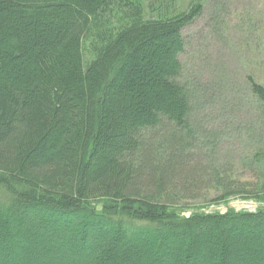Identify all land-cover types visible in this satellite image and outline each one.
Instances as JSON below:
<instances>
[{
    "label": "trees",
    "instance_id": "trees-1",
    "mask_svg": "<svg viewBox=\"0 0 264 264\" xmlns=\"http://www.w3.org/2000/svg\"><path fill=\"white\" fill-rule=\"evenodd\" d=\"M177 4L0 0V264H17L10 246L23 264H172L169 239L185 264H206L214 231L216 264H264V207L177 213L210 185L176 150L190 132L181 31L203 0ZM250 84L264 110V86ZM9 225L22 229L3 234Z\"/></svg>",
    "mask_w": 264,
    "mask_h": 264
},
{
    "label": "rangeland",
    "instance_id": "rangeland-1",
    "mask_svg": "<svg viewBox=\"0 0 264 264\" xmlns=\"http://www.w3.org/2000/svg\"><path fill=\"white\" fill-rule=\"evenodd\" d=\"M192 1L178 0L176 10L174 5L172 10L182 11ZM181 35L184 52L177 81L189 103L190 113L184 124L190 132L188 141L176 150L199 161L210 185L197 194L203 198L201 201L200 196L182 200L177 213L189 217L195 212L253 211L264 207V110L250 84L253 81L264 86V0H203L202 12L182 29ZM133 59L130 57L127 62ZM160 120L163 123L164 117L160 116ZM159 141L154 149L163 156L166 145ZM144 143L143 136L140 145ZM79 222L80 217L73 226L75 231L81 230ZM20 229L9 225V231H2L8 235ZM104 236L97 242L101 243ZM20 237L19 234L17 238ZM203 239V248L212 249L206 264H216L219 255L215 254V231ZM170 240L175 255L172 264H185L179 254L182 243ZM151 241L135 244L146 251L152 246ZM14 248L9 247V254H4L6 259L23 264L19 263L21 258L16 261L18 254ZM242 249L248 257L254 251L249 243H243ZM105 261L121 264L118 258ZM125 261L138 263L129 257ZM156 261L154 255L145 264Z\"/></svg>",
    "mask_w": 264,
    "mask_h": 264
}]
</instances>
